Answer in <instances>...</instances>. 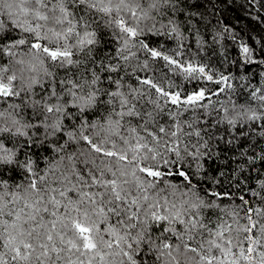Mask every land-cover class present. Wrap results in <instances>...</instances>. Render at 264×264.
I'll list each match as a JSON object with an SVG mask.
<instances>
[{"label": "snow or ice", "instance_id": "1", "mask_svg": "<svg viewBox=\"0 0 264 264\" xmlns=\"http://www.w3.org/2000/svg\"><path fill=\"white\" fill-rule=\"evenodd\" d=\"M245 18L264 0H0V264H264Z\"/></svg>", "mask_w": 264, "mask_h": 264}, {"label": "trees", "instance_id": "2", "mask_svg": "<svg viewBox=\"0 0 264 264\" xmlns=\"http://www.w3.org/2000/svg\"><path fill=\"white\" fill-rule=\"evenodd\" d=\"M237 15L244 16L245 14L243 12V9H237V11L230 12L229 18L234 23H236L235 18ZM225 23H227V22H225ZM238 23L240 26L245 27L248 30H251L254 28L255 31L252 32V35L257 37V38H259V34L261 32H264V26H257L255 20H252L251 22H249V20L245 18V19L240 20ZM237 31H239L238 28H237ZM225 48L227 50L229 57L232 58L235 55V53L233 51V45L231 43L225 41ZM216 66L219 67V63H217ZM232 71L235 72L236 69L233 67ZM251 71L252 72L264 71V68H253V69H251Z\"/></svg>", "mask_w": 264, "mask_h": 264}]
</instances>
